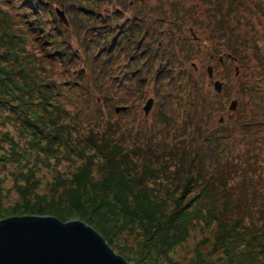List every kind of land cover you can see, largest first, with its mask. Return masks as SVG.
Segmentation results:
<instances>
[{
  "label": "trees",
  "instance_id": "trees-1",
  "mask_svg": "<svg viewBox=\"0 0 264 264\" xmlns=\"http://www.w3.org/2000/svg\"><path fill=\"white\" fill-rule=\"evenodd\" d=\"M59 5L67 28L54 13ZM189 29L210 44L214 58L223 57L213 71L224 80L223 89H239L233 121L219 122L231 96L217 94L189 66L210 56L193 47L186 51ZM227 55L236 59V76ZM263 82L264 0H0V143L16 145L7 119L18 131L14 110L23 105L63 119L65 105L74 103L75 113L94 127L93 119L101 120L98 127L108 121V128L111 119L131 125L134 151L150 142L147 151L161 153L137 165L139 159L111 146L108 138L116 133L106 132L93 153H78L83 163L73 174L52 178L43 196L34 192L37 165L17 175L15 181L25 185L13 184L21 201L12 212L0 205V220L9 213L80 220L107 244L115 230L139 229L140 260L125 255L128 264H156L191 231L214 226L225 257L220 264H264ZM148 97L154 107L144 117L141 106ZM117 106L127 108L117 115ZM25 116L21 121L33 127L27 125L33 130L29 149L44 145L37 149L47 156L66 147L65 132L48 141L45 120H29L26 111ZM43 124L38 135L35 129ZM181 178L179 196L193 195L184 205L170 192ZM165 211L168 220L161 221Z\"/></svg>",
  "mask_w": 264,
  "mask_h": 264
},
{
  "label": "rangeland",
  "instance_id": "rangeland-1",
  "mask_svg": "<svg viewBox=\"0 0 264 264\" xmlns=\"http://www.w3.org/2000/svg\"><path fill=\"white\" fill-rule=\"evenodd\" d=\"M60 6L61 5L56 6V7L60 9ZM187 34H189L191 39L189 40V45L186 46L187 48L186 51L190 53L191 52L190 48L193 47V49H198V51L205 50L206 52H209L210 54V56L206 55V61L201 56L197 59H194V62L189 65L190 67L194 69L196 77L199 78L202 82L203 81H205V83L208 82L212 90H213L212 84L216 80L222 82L224 86L225 82L219 76H215L213 74V77L211 79L207 78L208 77L207 68L210 66L213 68V71H214V69L217 68L216 59L220 63H222L223 57L221 56L218 58H214V56L211 55L212 47L210 46V44L206 40L205 41L199 40V38L195 35L192 29H189ZM151 37H153L151 39L152 41H155L157 38L156 35H152ZM157 44L159 45L160 41H158ZM227 57H229L230 60L233 61L234 66L232 65L233 66L232 69L234 70L233 72L234 76H236L238 73V65H237L236 59L231 57V55H227ZM80 71L81 73H84L85 69L82 67ZM226 75H228V73ZM263 85H264V82H263ZM230 92L229 90H225V89L221 91L224 98L228 95L231 96V99L227 103V114H225L224 116L223 115L220 116V118H223V120L225 119L227 121H233L237 117V113H236L237 108L235 111H229V106L233 100H236L237 107H238L237 94L239 92V89L234 87L231 89ZM150 98L152 97H148L146 101ZM98 101L99 99H97V102ZM146 101L141 106V110L143 114H144L143 107L146 104ZM51 105L54 106V104H51ZM65 106H66L65 110L68 113L67 114L65 113L64 116L61 113V115L64 117L62 119L61 117L58 118L55 112H53L52 114H46L41 109L38 111L35 110L34 106L23 105L24 109L20 107L17 110H14L18 114L17 118L19 119H18L17 125L19 126V128L17 126H13V127H17L19 129L18 131L12 128L11 119H7V122L10 121L11 125L10 127L6 126V128L9 129V131H11V134H10L11 137L13 135L15 136V137L13 136L14 138L13 137L12 138H13V143H16V145L14 147H11L9 143L8 144L3 143V142L0 143V180H1V188H2V194L0 195V205L3 210L12 212L15 208H17L18 206L17 204L20 203L21 201L19 194L14 190V187H13V184L15 181L14 178L18 179L17 175L24 173L25 171L27 172V170H30V168H32L34 165H37L34 167V171H36V177H35L36 181L34 182L36 185L38 184V187L36 188V185H35L34 192L38 196H43V194L45 193V188L48 187L50 184H52L51 180L55 175L57 176L58 174H60L61 177L66 178L67 176L73 174L74 170L76 169V166H79L80 164L83 163V160H80L78 158V156H80L78 153H85V154L93 153L92 148L96 146L95 143L98 142L99 139L105 136L108 132L116 133V135H110L112 137L108 138L113 142L112 143L113 145L111 146L119 147L120 155L122 154L128 155L132 160L139 159V160H136L137 165L141 164L142 162L146 164V161H148L149 159H153L154 157H161V153L159 152L152 151V153H150L147 151L148 147H150V149L152 147V144L150 142L148 143L143 142L142 144L140 143L141 145L139 146L140 147L139 150L134 151L136 149V148H133V147H136L135 142H131L129 140L133 139L130 136V133L135 134L136 131L132 130L131 125L129 127L126 126L125 124L119 125V124H116V122L113 119H111L109 120V122H111V125H109L108 128H107L108 121H106V123L105 122L102 123V127H98L101 125L100 124L101 120L93 119L92 122L95 123L94 124L95 127H94L86 121V117L84 115H77V112L75 113L74 103L72 104L69 103V104H66ZM44 107H47V106L45 105ZM117 107H125V110L127 108V106H117ZM153 107H154V104H153ZM72 109H73V112H72ZM25 111L27 115L30 117L29 120H31L33 117L35 118V116L37 118L41 117L42 119L45 120V125L48 124L47 129L51 131V136H52L48 138V141L59 139V137L62 135V132H65L66 135L63 138L65 139L67 138V141L65 142L66 147L62 146L61 148H56V151L51 149L50 153L47 152L48 153L47 156L45 154L44 155L40 154L42 153L40 151L41 150L40 148H44L45 147L44 145L41 147H37L40 150L37 149L36 146L30 147L29 149V145L33 142L32 134H30V131L33 132V130L28 131L27 125L28 127H31V128L33 127L30 126L29 124L30 121L28 123L26 122L23 123L21 121V118L26 117ZM124 111H121V112H124ZM6 112H10V111L7 110ZM144 117L146 116L144 115ZM11 118L13 120L14 118H16V115H13L11 113ZM52 121H53V124L49 125ZM38 123L39 122H36L34 123V125ZM45 125L43 124V126L40 127V129H35L38 135L42 133V131H45L46 129ZM0 130L2 131L3 129L1 128ZM18 133H21V134H18ZM0 138H1V135H0ZM114 142H117V143L114 144ZM122 142H125V145H122L123 144ZM52 144L53 142L51 143V145ZM22 153H24V155ZM141 153H143V155H146L147 158L146 159L142 158ZM151 154L154 157L151 158ZM51 157H54V158L56 157L57 161L55 162L54 159H52ZM47 161H49V163H46ZM154 161L160 167L164 163L163 159L162 160L154 159ZM156 163L152 162V165L157 166ZM50 164L53 165V169L52 167L48 166ZM99 165H101V161L99 159L95 160V167L93 168V170L95 173L94 177L96 181H99L101 177L100 171L97 168ZM169 166L171 167L169 170H167V168L165 169H166V173L171 174V171L173 170L171 163H169ZM183 182H184L183 178L179 179V181H177L176 185L171 189L170 192H172V196L174 195L175 198H181V200L179 199V201L181 202V204L184 205L185 200H187L189 197L191 198L193 195L189 191L188 193H185L183 198L179 196V194L183 190L182 189ZM15 183L21 186H25L22 182H19L18 180L15 181ZM36 195L31 197V199H34ZM168 209H171V207ZM161 215H162V217H160L161 221H164L165 218H166V221L168 220V211L162 212ZM7 216L9 217L3 216L5 218H1V220L14 217L17 215H12V213H9ZM27 216H36V215H27ZM17 217H20V216H17ZM80 222H83V221H80ZM63 223H66V222H63ZM138 230L137 229H125V228H121V230H118V231L115 230L110 233L112 236V234L115 232V235H113L112 237L111 244H107V245L110 247V249L115 254L121 257H125L126 255L127 257H130L131 259L135 258L136 260L137 259L140 260L138 254L140 252V249H141L140 245L142 244L143 240H140L139 236L142 234L139 233ZM215 231L217 230L214 228V226H212V228L205 227V228H201L200 230L191 231L184 242L176 246L171 252H168V254H164L165 257L163 256L159 258L158 260H155V263L156 264H220L219 261H223L225 257L221 254V252L218 249L217 244L215 243V240H214L215 238L214 236H216Z\"/></svg>",
  "mask_w": 264,
  "mask_h": 264
},
{
  "label": "water",
  "instance_id": "water-1",
  "mask_svg": "<svg viewBox=\"0 0 264 264\" xmlns=\"http://www.w3.org/2000/svg\"><path fill=\"white\" fill-rule=\"evenodd\" d=\"M58 20L67 28L68 21L62 5L54 8ZM209 79L213 68H207ZM221 93L223 84H212ZM154 100L143 107L147 117ZM237 101L230 103L229 111H235ZM125 107H116L115 113ZM223 122V118L219 119ZM0 264H128L115 254L105 240L92 228L78 220L63 223L52 216H14L0 220Z\"/></svg>",
  "mask_w": 264,
  "mask_h": 264
}]
</instances>
